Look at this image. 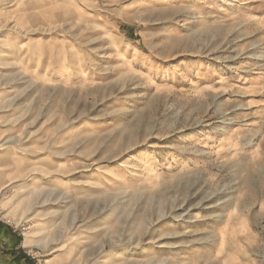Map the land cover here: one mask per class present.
<instances>
[{
	"label": "rangeland",
	"instance_id": "1",
	"mask_svg": "<svg viewBox=\"0 0 264 264\" xmlns=\"http://www.w3.org/2000/svg\"><path fill=\"white\" fill-rule=\"evenodd\" d=\"M262 110L264 0H0V222L31 264H264Z\"/></svg>",
	"mask_w": 264,
	"mask_h": 264
},
{
	"label": "crops",
	"instance_id": "2",
	"mask_svg": "<svg viewBox=\"0 0 264 264\" xmlns=\"http://www.w3.org/2000/svg\"><path fill=\"white\" fill-rule=\"evenodd\" d=\"M0 264H31L22 250L20 238L9 226L0 222Z\"/></svg>",
	"mask_w": 264,
	"mask_h": 264
},
{
	"label": "bare ground",
	"instance_id": "3",
	"mask_svg": "<svg viewBox=\"0 0 264 264\" xmlns=\"http://www.w3.org/2000/svg\"><path fill=\"white\" fill-rule=\"evenodd\" d=\"M11 45V43H9ZM1 57L2 58H6V57H9V53L8 52H3L1 54ZM64 70V69H63ZM260 119H264V110L261 111V114H260ZM130 259V254L128 253H124L122 256H121V261H126V260H129Z\"/></svg>",
	"mask_w": 264,
	"mask_h": 264
},
{
	"label": "built area",
	"instance_id": "4",
	"mask_svg": "<svg viewBox=\"0 0 264 264\" xmlns=\"http://www.w3.org/2000/svg\"><path fill=\"white\" fill-rule=\"evenodd\" d=\"M10 226L13 227L14 229H17V228H21L22 230L25 229L24 224H20V225H10Z\"/></svg>",
	"mask_w": 264,
	"mask_h": 264
}]
</instances>
